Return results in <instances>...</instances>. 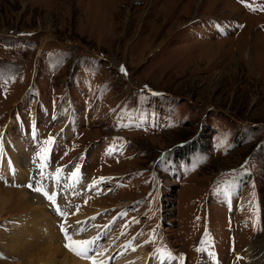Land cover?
I'll return each mask as SVG.
<instances>
[{"label": "rangeland", "instance_id": "374dc122", "mask_svg": "<svg viewBox=\"0 0 264 264\" xmlns=\"http://www.w3.org/2000/svg\"><path fill=\"white\" fill-rule=\"evenodd\" d=\"M3 141L11 175L45 163L57 188L50 157L97 180L69 177L103 195L98 228L117 216L108 262L96 233L88 264L140 249L150 264H250L264 237V0H0ZM20 222L0 215V264L23 263L8 252Z\"/></svg>", "mask_w": 264, "mask_h": 264}, {"label": "bare ground", "instance_id": "6f19581e", "mask_svg": "<svg viewBox=\"0 0 264 264\" xmlns=\"http://www.w3.org/2000/svg\"><path fill=\"white\" fill-rule=\"evenodd\" d=\"M11 144L12 143H10V145ZM7 152V142L5 144V142L3 141L0 145V208H2L0 215H2L4 211H6V213L17 211V216L22 219V222H20L21 227H19V225L16 226L15 230L13 229L14 231L12 230V232L10 233V240L14 242V245H11L12 247L9 251L7 250L9 254L12 255V257L19 258V260L23 262L21 264H88V260L90 261L93 258H90V250L92 252L96 247V244H99L98 238L96 237V235H94L97 233V230L94 229L95 227H97L95 218L97 214L103 215L104 211L108 209V206L99 204L100 201L104 200L103 195L99 196L96 192L91 194L90 196L85 195L84 197H80L86 200L85 203H83L84 205H86L84 206V208L86 209L76 210V206L80 203V198L78 199L77 197L79 195V192H77V190L79 189V187H81L82 182L71 184L72 180L67 177L64 178L65 181L63 179L60 180V182H62L59 183L57 188L51 187L50 185L51 182L54 181V177L49 173L47 174V166L45 165V163L40 165L44 167H40L38 170H36V172H33L31 170L29 172L18 171L19 173L17 175H11L9 173V167H11L12 169H14L15 167L14 163L11 162V157H8ZM16 155L18 156L19 154H16L15 151V155H13L12 157L15 158ZM31 156L25 157V162L19 159V166H29V160ZM5 171L6 174L3 173ZM6 180L7 185L12 186H14L13 181H21V187L19 186V188H16L20 191L5 188L4 185ZM29 185H31V188L33 189L41 188L42 191L34 190L35 194L31 196L27 192V190H25L29 188ZM80 190L83 191L82 189ZM44 191L48 192L54 197L55 203L50 201L43 194ZM56 192H60L62 194H60L59 196H55ZM33 200H35L36 203H34L35 201L33 202ZM81 201L84 202L83 199ZM47 203H51V206H53L54 208L58 206L59 210L62 207V212L65 213V216L58 217V214H61L62 212H56L54 208H52V210H54L56 213L55 215V213H53L51 209L48 208V206H45V204ZM13 204H16L15 209H11L9 211L10 205ZM49 211L51 212L48 213ZM74 212L75 214H71ZM20 214L23 215L20 216ZM93 214L96 215L91 216ZM50 215H53L55 217V223L57 222L58 224L63 226L62 228L60 227L61 229L58 228L59 231L57 229V227L59 226L56 227L55 223L53 224L51 219H49ZM68 215H73L72 219H66ZM87 216L91 217L88 221H85L84 217ZM60 220L62 222L59 223ZM75 228H83V230L87 231L90 234L88 236L84 235L83 239L81 240L94 241V243H92L89 247L85 256L77 255L75 252L71 251L69 247L67 248L66 246V243L69 244L70 241L66 238L65 231L62 229H65L67 231V235L71 236V233L73 232V230H75ZM90 230H93V232H91ZM71 237L74 241H77L76 236ZM29 238L31 240L26 242V239ZM263 248L264 237L259 239L254 245L250 247V264H264ZM106 250L107 247L106 249L102 248L100 252H105ZM144 250L140 249V252L135 255L134 253H132V255L130 253L128 254L127 249L123 250L122 255H126V253L128 255L124 259L119 257V259H117V261H119L118 264H150L152 259L153 261L156 260V257ZM107 255H111V251H106L105 254L103 253V255L100 256L101 258H103ZM109 257L110 256H107L105 258V262H108ZM91 263H93V260ZM165 264H168L167 260L165 261Z\"/></svg>", "mask_w": 264, "mask_h": 264}, {"label": "snow or ice", "instance_id": "6c2138e0", "mask_svg": "<svg viewBox=\"0 0 264 264\" xmlns=\"http://www.w3.org/2000/svg\"><path fill=\"white\" fill-rule=\"evenodd\" d=\"M31 187V185H29ZM35 191H42L41 188L34 189ZM43 194L53 203H55L54 197L50 195L48 192L44 191ZM61 215H64L61 213ZM65 231L66 238L70 241L67 247L73 252H75L77 255L85 256L89 247L91 246L94 241H88V240H81V241H74L71 236L67 235V231L65 229H62Z\"/></svg>", "mask_w": 264, "mask_h": 264}]
</instances>
